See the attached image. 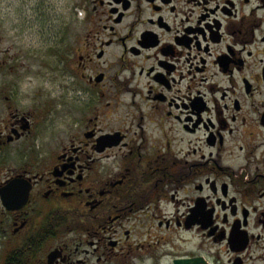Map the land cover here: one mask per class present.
<instances>
[{
    "label": "flooded vegetation",
    "instance_id": "obj_1",
    "mask_svg": "<svg viewBox=\"0 0 264 264\" xmlns=\"http://www.w3.org/2000/svg\"><path fill=\"white\" fill-rule=\"evenodd\" d=\"M73 7L65 124L0 125V264H264V0Z\"/></svg>",
    "mask_w": 264,
    "mask_h": 264
},
{
    "label": "rangeland",
    "instance_id": "obj_2",
    "mask_svg": "<svg viewBox=\"0 0 264 264\" xmlns=\"http://www.w3.org/2000/svg\"><path fill=\"white\" fill-rule=\"evenodd\" d=\"M73 1L79 2L0 0V125L15 111L33 113L39 124H65L63 97L69 72L62 66L64 45L59 40L82 32L83 12L74 9ZM71 19L72 30L67 26ZM187 241L189 248L198 242L193 236Z\"/></svg>",
    "mask_w": 264,
    "mask_h": 264
},
{
    "label": "water",
    "instance_id": "obj_3",
    "mask_svg": "<svg viewBox=\"0 0 264 264\" xmlns=\"http://www.w3.org/2000/svg\"><path fill=\"white\" fill-rule=\"evenodd\" d=\"M176 264H191V262L187 261V262H179L177 261Z\"/></svg>",
    "mask_w": 264,
    "mask_h": 264
}]
</instances>
